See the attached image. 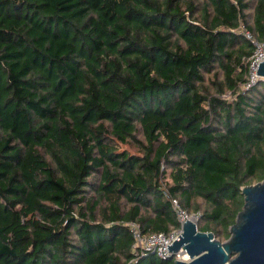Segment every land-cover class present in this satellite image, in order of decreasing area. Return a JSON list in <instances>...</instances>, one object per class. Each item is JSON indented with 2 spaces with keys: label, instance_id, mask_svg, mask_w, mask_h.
Segmentation results:
<instances>
[{
  "label": "trees",
  "instance_id": "obj_1",
  "mask_svg": "<svg viewBox=\"0 0 264 264\" xmlns=\"http://www.w3.org/2000/svg\"><path fill=\"white\" fill-rule=\"evenodd\" d=\"M246 31L264 0H0V264H174L127 226L179 229L166 193L228 240L264 181Z\"/></svg>",
  "mask_w": 264,
  "mask_h": 264
},
{
  "label": "water",
  "instance_id": "obj_2",
  "mask_svg": "<svg viewBox=\"0 0 264 264\" xmlns=\"http://www.w3.org/2000/svg\"><path fill=\"white\" fill-rule=\"evenodd\" d=\"M264 79V62L257 72ZM259 82V83H260ZM245 205L222 243L212 233L198 231L192 222L183 225V235L168 247L170 254L186 251L190 261L174 264H264V181L242 189Z\"/></svg>",
  "mask_w": 264,
  "mask_h": 264
},
{
  "label": "built area",
  "instance_id": "obj_3",
  "mask_svg": "<svg viewBox=\"0 0 264 264\" xmlns=\"http://www.w3.org/2000/svg\"><path fill=\"white\" fill-rule=\"evenodd\" d=\"M245 37L252 43L254 54L251 58L250 74L248 83L242 88L244 91H250L258 85L261 78L257 72L260 63L264 62V42L257 41L249 32L244 33ZM264 81V79H263ZM166 197L170 200L172 212L174 213L180 227L171 234H144L141 226L136 222L128 223L131 235L135 243L136 253H149L164 260L174 259L175 261L189 262L190 258L186 251L180 250L177 254H170L168 247L171 248L175 242L183 235V225L187 222H192L197 226L202 215L200 213H189L180 203L179 199L170 197L166 193ZM199 231V229H198Z\"/></svg>",
  "mask_w": 264,
  "mask_h": 264
},
{
  "label": "rangeland",
  "instance_id": "obj_4",
  "mask_svg": "<svg viewBox=\"0 0 264 264\" xmlns=\"http://www.w3.org/2000/svg\"><path fill=\"white\" fill-rule=\"evenodd\" d=\"M246 92V91H245ZM230 98V97H229ZM228 98V99H229ZM206 225V222L205 221H202L201 223H200V228H203L204 226ZM217 240H219L220 242H222V243H225V242H227V240H224L223 238H217Z\"/></svg>",
  "mask_w": 264,
  "mask_h": 264
}]
</instances>
